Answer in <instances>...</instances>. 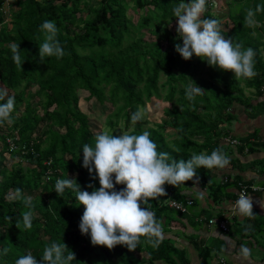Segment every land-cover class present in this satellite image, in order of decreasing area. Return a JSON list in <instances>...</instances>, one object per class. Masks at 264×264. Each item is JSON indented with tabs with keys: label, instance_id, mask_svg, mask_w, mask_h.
<instances>
[{
	"label": "trees",
	"instance_id": "1",
	"mask_svg": "<svg viewBox=\"0 0 264 264\" xmlns=\"http://www.w3.org/2000/svg\"><path fill=\"white\" fill-rule=\"evenodd\" d=\"M58 1L0 0V86L16 98L12 120L0 122V248L8 249L0 256V264H14L16 258L29 251L39 260L53 240H64L69 251L75 252L71 264H189L188 249L178 247L177 240L167 235L174 231L172 225H185L184 220L191 216H198L193 224H210L211 219L224 217L219 213L204 220L208 210L194 214L193 208L203 196L195 185L199 184L208 200L217 205L225 199H238L239 194L232 188L240 190L246 185L249 194H260L261 190H254V180H245L241 174L218 177L216 171L220 168L201 167L197 169L198 180L194 177L175 186L165 184L166 193L146 203L163 231L158 246L143 236L134 250L123 245L112 249L93 245L79 229L85 206L79 204L71 189L58 195L54 187L56 179L67 174L78 177L82 188L89 191L93 190L90 182L100 186L98 178L82 166V146L94 144L98 132L92 129L90 116L78 106L79 92L88 91L87 99L114 106L107 119L111 127L124 119L126 126L134 124L133 133L149 131L158 150L169 152L170 160H187L193 153H210L217 147L227 155L235 150L241 155L264 150V135L257 130L240 138L241 144L236 147L223 142L224 136H232L227 124L236 118V104L245 105L251 117L264 113V8L258 7L264 0H230L225 19L212 9L215 1L208 0L202 14L219 19L226 38L256 50L252 77H235L231 70L210 66L195 55L182 58L175 50L178 33L171 28L177 21L173 8L178 0H132L133 9L140 13L137 21L128 15L127 0ZM249 9L255 10L257 23L252 25L246 20ZM46 19L55 20L60 29L58 38L65 49L62 58L41 60L39 56V43L44 39L39 25ZM223 22L230 28L223 27ZM147 29L153 38H146ZM12 43H20L25 60L22 68L13 60ZM205 69L208 77L202 74ZM163 74L167 78L161 82ZM190 78L204 89L194 100L185 94ZM163 89L169 102L163 123L146 127L142 118L131 120L132 113L140 111L153 96L163 98ZM247 89H253L261 99L255 102L246 94ZM42 123L45 126L40 128ZM168 127L174 131L171 140L166 134ZM10 139L16 148L11 147ZM229 163L240 169L261 163L264 171V159L244 163L237 157ZM75 172L79 173L73 175ZM123 186L116 185L117 189ZM257 186L264 188V184ZM16 188H21L24 196L36 193L31 196V209L16 197V192L9 196ZM170 200L184 204L187 211L170 205ZM29 210L33 213L32 227L25 228L22 214ZM230 230L229 226L224 232ZM188 236L198 252L199 264H214V254L224 249L221 244L209 243L204 235Z\"/></svg>",
	"mask_w": 264,
	"mask_h": 264
},
{
	"label": "clouds",
	"instance_id": "2",
	"mask_svg": "<svg viewBox=\"0 0 264 264\" xmlns=\"http://www.w3.org/2000/svg\"><path fill=\"white\" fill-rule=\"evenodd\" d=\"M208 0H178L173 8V17L177 18L178 41L175 50L184 59L193 55L205 60L210 66L222 70H231L235 77H252L255 75L256 50L234 42L221 31V22L215 17H204ZM264 8V4L259 5ZM249 25L257 23L255 10L249 9L246 16ZM44 39L39 43L41 60L50 57L62 58L65 49L58 38L60 29L55 20L46 19L39 25ZM182 41V42H181ZM13 60L21 66L20 43H12ZM203 88L193 79L185 85V94L194 100L202 94ZM16 107V98L0 86V122L11 121ZM142 118L139 110L131 115V120ZM85 167L94 179L99 180V187L90 182L89 191L82 188L78 177H58L55 181V192L62 195L66 189L75 193L79 204L85 206L80 218L79 229L90 237L93 245H105L109 249L116 245L126 246L134 250L139 246L141 237L158 246L163 239V231L155 213L146 203L149 198H157L166 193L165 184L177 185L180 182L198 180L197 169H223L230 162V157L220 147L210 153H193L187 160L169 159V152L158 150V144L151 138L147 130L133 133L127 130L120 135L113 132H98L94 144L84 143L82 146ZM124 185L117 189L116 185ZM16 197L23 199L31 209L32 197L24 196L21 188H16ZM257 201L245 191H241L234 202L233 210L247 216L254 215V204ZM144 205V206H142ZM25 228H31L33 213L31 210L22 214ZM20 221H17L19 225ZM64 242L53 240L45 247L41 259H37L31 251L16 258L14 264H71L75 252ZM250 249L241 246L240 256L248 258ZM8 252L0 248V256Z\"/></svg>",
	"mask_w": 264,
	"mask_h": 264
},
{
	"label": "crops",
	"instance_id": "3",
	"mask_svg": "<svg viewBox=\"0 0 264 264\" xmlns=\"http://www.w3.org/2000/svg\"><path fill=\"white\" fill-rule=\"evenodd\" d=\"M263 118L264 113H261L256 118V121L258 119L257 123H255L253 119L249 118V120H251L250 124L249 121L243 122V119L236 117V120H233L236 122L235 125L232 129L230 128L233 138L240 139L246 137L256 130L260 131V133L264 135ZM244 123L247 124L246 128L243 127ZM240 159H242L244 163H251L255 159H264V150H259L255 153H247L240 156ZM246 159L251 160L246 161ZM262 165L263 164L259 163L249 165L247 169L234 170L233 165L229 163L220 171L218 169L216 173L218 177H223L226 173L241 174L245 180L253 179L255 185H262L264 184V171L262 170ZM231 191L238 194L240 193V190L237 188H232ZM202 195L203 196L200 197L199 204L193 208L194 214L200 215L203 211L208 210L209 213L207 215L206 213L203 215V219L205 220L208 219V217H218L219 213H223V219L227 221L232 230L224 232L219 225H210L206 222L193 224L194 220L197 221L198 216H191L190 219L184 220L185 225L189 228V233L183 231L182 235H187L186 238H184L190 242V246L185 245L184 243H182V245L188 249L189 259H191L189 264H199L198 252L192 240H190L188 236L193 233L204 235L207 241L213 245L218 246V244H221L224 246V249L220 253L216 252L214 254V264H223L221 261H225L227 264H264V190H261L260 194L250 193V195H252L257 201V203L254 204V217L242 215L234 211L233 205L236 201L234 199H225L224 202L217 205L212 200H208V197H206L203 193ZM245 222H248L251 226L248 227ZM202 224H206V227H202ZM241 246H247L251 250L250 256L246 259L240 256Z\"/></svg>",
	"mask_w": 264,
	"mask_h": 264
},
{
	"label": "rangeland",
	"instance_id": "4",
	"mask_svg": "<svg viewBox=\"0 0 264 264\" xmlns=\"http://www.w3.org/2000/svg\"><path fill=\"white\" fill-rule=\"evenodd\" d=\"M63 0H59L58 2H62ZM93 1H99V0H93ZM130 6V9L128 10V15H132L133 16V20L137 21L140 18V13L135 12V10L133 9L134 6V2L132 0H127ZM215 4L212 7V9L214 10V12H218L220 14V16L225 19L227 16V11H228V3L230 0H214ZM8 3V1H7ZM6 15H7V19L10 21L11 16H10V9L8 7V5L6 4ZM223 27L229 29L230 26L226 25L225 22H223ZM171 28L173 30L176 31L177 28V21L171 24ZM146 38H153L152 34L148 31V29L146 30ZM177 72H179L178 69H176ZM208 70H204L203 71V76L208 77ZM167 78V76L165 74H163V76L161 77V82L165 81ZM254 90L253 89H247L246 90V94L250 95L253 100L255 102L259 101L261 99V97L259 98L256 94H253ZM80 100L78 103L79 108L84 111L85 113H87L90 116L91 119V124H92V129L95 132H103V131H108V132H113L114 135H120L122 133V131L127 130L129 132H131L134 128V124H131L129 126H126L124 119H121V123L115 125L114 127H111L107 121L109 115L111 113L114 112L115 108L112 104L110 103H105V104H101L100 102H98L95 98L92 99H87L89 92L88 91H84V90H80ZM166 90L163 89L162 90V96L163 98H158L156 96H153L151 98V100H148L146 105L142 106V108H140V112H141V116L142 119L144 121V125L146 127H156L159 123H163V121L167 118V114L165 112L166 107L169 105L168 100H166L164 97L166 95ZM233 112H235V115L237 118L243 119V122H251V120H249V118L253 119V121L255 123H257L256 118L260 115V113H257L254 115V117L250 116V111L245 107V105L242 104H236L235 107L233 108ZM236 120V119H234ZM264 121V118H263ZM235 121L230 122L229 124H227L228 128H231L235 125ZM251 124V123H250ZM249 124V125H250ZM246 123L243 124V127L246 128ZM45 123L41 124V127H44ZM166 134L169 140L173 139L174 136V131L171 127H168L166 129ZM230 136H227L223 138V142L224 143H230L229 141ZM199 140H202L201 137H199ZM231 145H233L232 143H230ZM237 145H234L233 147H236ZM1 147V145H0ZM236 149V148H235ZM9 156V154H8ZM229 157L232 158H237L241 155L240 153H238L236 150L234 151V154L228 155ZM255 156V154H254ZM251 158V157H250ZM251 159H246V161H250ZM12 163H10L9 165H11ZM24 164H27V162H25ZM232 164V163H231ZM233 165V164H232ZM234 170L235 169H240L239 166H234ZM220 171V170H219ZM217 172V171H216ZM79 172H75L73 175H77ZM195 189H197V191H200L201 193H204L205 195V191L202 190V188L200 187L199 184L195 185ZM15 194V190H11L9 192V196H14ZM34 194H36L35 192L33 194H31V196H33ZM191 197H195L194 194L191 195ZM174 228V231L172 232H168L167 235L172 237L174 240H177V244L178 247L183 248L184 245H182V243H184L185 245H189L190 246V242H188L185 238L186 236L182 235V232H186L189 233V228L187 225H183V224H174L172 225ZM202 227H206V224H202ZM185 237V238H184ZM180 238V239H179ZM181 242V244H180Z\"/></svg>",
	"mask_w": 264,
	"mask_h": 264
},
{
	"label": "built area",
	"instance_id": "5",
	"mask_svg": "<svg viewBox=\"0 0 264 264\" xmlns=\"http://www.w3.org/2000/svg\"><path fill=\"white\" fill-rule=\"evenodd\" d=\"M0 29H1V26H0ZM229 141L233 145L241 144V141L239 139L233 138L232 136L229 138ZM9 142L11 144V147L16 148V145H15L14 141H12V139H10ZM252 188L254 190H264V188L262 186L259 187L257 185H253ZM241 191H245L249 194L248 187L246 185L242 186V188L240 189V192ZM191 203H192V200H189V204H191ZM170 205L175 206L176 208L181 209L182 211H187V207L184 204H182L176 200H170ZM209 222H210V224H218L219 227L224 231L229 230V225L225 219L213 218Z\"/></svg>",
	"mask_w": 264,
	"mask_h": 264
}]
</instances>
